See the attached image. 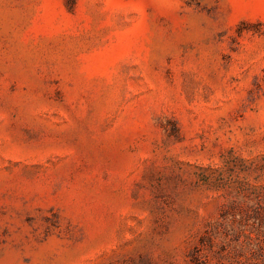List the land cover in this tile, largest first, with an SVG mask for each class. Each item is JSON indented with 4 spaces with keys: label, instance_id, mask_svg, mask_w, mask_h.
Here are the masks:
<instances>
[{
    "label": "rangeland",
    "instance_id": "1",
    "mask_svg": "<svg viewBox=\"0 0 264 264\" xmlns=\"http://www.w3.org/2000/svg\"><path fill=\"white\" fill-rule=\"evenodd\" d=\"M0 264H264V0H0Z\"/></svg>",
    "mask_w": 264,
    "mask_h": 264
}]
</instances>
